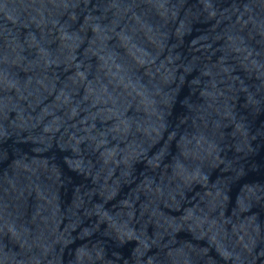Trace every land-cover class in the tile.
I'll return each mask as SVG.
<instances>
[{"label": "water", "instance_id": "obj_1", "mask_svg": "<svg viewBox=\"0 0 264 264\" xmlns=\"http://www.w3.org/2000/svg\"><path fill=\"white\" fill-rule=\"evenodd\" d=\"M0 264H264V0H0Z\"/></svg>", "mask_w": 264, "mask_h": 264}]
</instances>
